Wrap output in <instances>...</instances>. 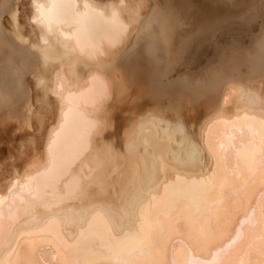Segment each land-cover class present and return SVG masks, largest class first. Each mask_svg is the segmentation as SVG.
Masks as SVG:
<instances>
[{
    "label": "bare ground",
    "instance_id": "obj_1",
    "mask_svg": "<svg viewBox=\"0 0 264 264\" xmlns=\"http://www.w3.org/2000/svg\"><path fill=\"white\" fill-rule=\"evenodd\" d=\"M136 1L0 0V264H264V0Z\"/></svg>",
    "mask_w": 264,
    "mask_h": 264
},
{
    "label": "rangeland",
    "instance_id": "obj_2",
    "mask_svg": "<svg viewBox=\"0 0 264 264\" xmlns=\"http://www.w3.org/2000/svg\"><path fill=\"white\" fill-rule=\"evenodd\" d=\"M131 1H133V0H130V4H132V6H133V4H136V2H137L136 0H135L136 2L133 1V3H132ZM143 1H144V0H143ZM143 1H142V2H143ZM134 2H135V3H134ZM142 2H141V4H142ZM143 6H144V5H143ZM126 107H127V106H126ZM124 127L128 128L129 126L125 125ZM124 127H123L122 129H124ZM122 131H123V132H122L121 135L123 136L125 130H122Z\"/></svg>",
    "mask_w": 264,
    "mask_h": 264
}]
</instances>
